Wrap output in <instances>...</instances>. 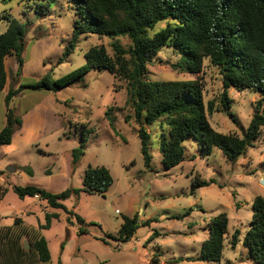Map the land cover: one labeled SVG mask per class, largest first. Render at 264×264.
Listing matches in <instances>:
<instances>
[{
	"label": "rangeland",
	"instance_id": "1",
	"mask_svg": "<svg viewBox=\"0 0 264 264\" xmlns=\"http://www.w3.org/2000/svg\"><path fill=\"white\" fill-rule=\"evenodd\" d=\"M45 1L0 0V34L7 30L10 17L26 24L24 65L20 74H17L15 56H7L9 66L13 68L15 64L14 71H10L11 86L34 83L48 72L60 78L84 65L86 51L95 45H104L110 55L114 53L111 43L115 39L129 47L128 36L112 39L83 34L73 53L60 63L72 38L76 6L71 0H53L49 11L36 12L37 5ZM169 22L158 23L150 35ZM180 62L181 55L174 48L165 47L147 66V78L153 81L200 79L205 102L212 101L215 106L208 116L213 128L224 134L242 136L260 94L252 89L230 88L228 95L232 99L230 111L233 114L230 116L221 102L223 77L219 68L207 58L203 70L194 74L178 68ZM126 86V80L114 77L107 70H92L64 89L38 92L49 93L44 102L48 107L47 131L40 146L16 153L0 152V175L19 186L31 185L32 180L40 183L47 180L50 185L47 190L54 193L71 187L82 189L88 165L107 167L113 184L105 195L81 191L78 197L63 201L67 209L81 216L85 223L81 224L76 216H71L69 222V214L64 209L52 208L45 200L23 201L11 191L0 203V224L12 225L13 217L21 216L25 226L46 238L51 260L33 264H253L249 249L242 242L233 248L231 241L236 229H240L241 239L244 237L252 219V202L255 196H264V129L254 146L235 163L228 162L219 149L209 156H201L194 139L188 138L185 159L168 169L162 160L159 128L153 124L148 127L152 135V161L147 167L137 134L139 125L132 106L127 103ZM35 99L31 102L16 99V113L20 115ZM108 109L116 118L118 133L106 118ZM84 137L85 155L73 169L72 149L78 147ZM47 150L48 154L52 153H42ZM19 164L23 167L8 171ZM27 168L32 169L33 178ZM47 170H52L53 175L48 177ZM197 176L212 183L194 187ZM28 204L30 206L26 207ZM29 208L32 214L26 211ZM52 212L59 217L51 221L49 228H40L46 223V214ZM221 212L229 216L222 260H188L198 258L202 243L209 235L208 223ZM135 215L140 227L133 239L123 244L112 238L117 235L124 217ZM148 219L154 221L147 224ZM22 243L28 248L27 237H23Z\"/></svg>",
	"mask_w": 264,
	"mask_h": 264
},
{
	"label": "trees",
	"instance_id": "2",
	"mask_svg": "<svg viewBox=\"0 0 264 264\" xmlns=\"http://www.w3.org/2000/svg\"><path fill=\"white\" fill-rule=\"evenodd\" d=\"M76 6L77 18L70 44L65 47L59 62L62 63L76 48L83 34H98L115 39L128 36L129 47L115 39L110 55L104 45H95L86 51V63L60 78L52 72L31 84L10 86L6 96L7 122L0 132V146L11 143L16 130L22 126L21 115L12 106L15 97L26 90L59 91L80 81L90 71H109L114 77L127 81V103L134 111L139 127L141 152L145 165L150 167L151 133L148 127L157 124L158 139L163 163L170 169L179 165L186 155V141L193 138L200 155H211L215 149L223 152L230 163H235L254 146L264 129V0H71ZM53 0L39 3L36 12L49 11ZM40 13V12H39ZM170 21L163 29L150 35L158 23ZM26 24L17 18H9L7 30L0 34V90L7 83L5 58L14 55L20 74L24 65ZM165 47H172L181 55L177 65L182 71L198 74L203 70L204 60L219 68L223 77V110L233 116L232 99L228 90L252 89L260 94L251 122L242 136L224 134L213 128L209 114L215 110L214 103L205 102L204 85L200 79L153 81L147 78V66ZM106 118L115 132L116 118L110 109ZM128 119L131 116L127 117ZM84 132V136H85ZM86 138L72 149L71 165L75 169L85 155ZM27 172L33 175L31 168ZM212 181L197 178L194 187L209 186ZM113 184L110 170L105 166L88 165L83 177L82 189L67 188L54 193L36 185L13 187L24 199L39 197L55 209H64L83 224L85 220L68 210L63 201L78 197L81 191L105 195ZM252 219L246 234L241 239L240 229L232 234L231 246L242 242L249 249L253 264H264V196H255L252 202ZM191 210V209H190ZM189 211L186 213L188 214ZM185 214V215H186ZM183 215V217L185 216ZM56 212L46 214V223L40 228H49L58 218ZM178 218H181L179 216ZM154 219H148L150 223ZM140 227L138 216L124 217L116 236L120 243L130 242ZM229 216L221 212L208 223L209 235L201 246L197 259L192 261L220 262L223 258L228 235ZM28 238V248L22 243ZM105 241V239H102ZM51 252L44 236L29 229L22 218L16 217L12 226H0V264H33L49 262Z\"/></svg>",
	"mask_w": 264,
	"mask_h": 264
},
{
	"label": "crops",
	"instance_id": "3",
	"mask_svg": "<svg viewBox=\"0 0 264 264\" xmlns=\"http://www.w3.org/2000/svg\"><path fill=\"white\" fill-rule=\"evenodd\" d=\"M5 66H6V70H7V83H6L5 88L3 90H0V132L5 127L6 122H7V107L5 104V96H6L8 90L11 86L10 71H11V69L14 71L15 64H14L13 68L10 67L8 64V58L6 57L5 58ZM38 92H42V91H33V90L27 91L26 90V91L22 92L19 96L14 98V100L12 102V106L14 108H15V100L18 98L26 100V102L28 100L31 102L32 101L31 99H34V98H36V99H35L33 104H31L28 108H25L20 113L23 123H22V126L18 130H16V132L14 133L11 143L0 146V152H2L3 154H5V153H16V152H20V151L31 150V149H34L35 146H37V147L40 146V141H42V137H43L44 133L47 131V128L45 127V125H46V119H47V113L46 112L48 110V107L45 105L44 102L46 100H48L49 93H38ZM46 92H49V91H46ZM26 102H24V103L26 104ZM46 145L48 146V144H46ZM47 152H48V150L44 151L42 153L46 155ZM51 153H49V154L47 153V154L50 155ZM17 167L22 168L23 165L19 164L18 166H15L14 171H17V169H18ZM46 173H47L48 177L53 175L52 170H47ZM34 175L35 174L29 175V176L31 178H33ZM46 181H45V183L44 182L40 183V182H37L35 180H32V182L30 184L36 185V186L38 185V187L41 186L47 190L50 188V185ZM263 182H264V180H263ZM14 186L15 185L10 182L8 177H5L2 174L0 175V203H2L5 200L6 196L11 191L14 192V190H13ZM29 198L36 200L37 202H41V199H39V197L27 196L24 199H21V198L20 199L23 201H26ZM29 206H30L29 204L26 205V207H29ZM26 211H29L30 214L33 213L30 210V208H29V210H26ZM19 217L22 218L23 223H25L23 217H21V216H19ZM14 220H15V216L13 217V224H14ZM12 225L0 224V226H12Z\"/></svg>",
	"mask_w": 264,
	"mask_h": 264
},
{
	"label": "water",
	"instance_id": "4",
	"mask_svg": "<svg viewBox=\"0 0 264 264\" xmlns=\"http://www.w3.org/2000/svg\"><path fill=\"white\" fill-rule=\"evenodd\" d=\"M8 171L9 172H13L14 171V168L13 167L12 168H9Z\"/></svg>",
	"mask_w": 264,
	"mask_h": 264
}]
</instances>
